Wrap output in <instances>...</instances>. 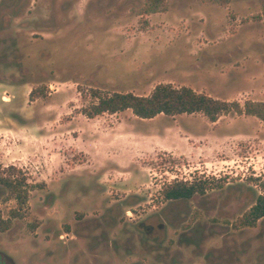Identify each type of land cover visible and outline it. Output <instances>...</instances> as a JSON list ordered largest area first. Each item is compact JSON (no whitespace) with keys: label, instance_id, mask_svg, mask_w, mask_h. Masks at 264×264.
<instances>
[{"label":"rangeland","instance_id":"rangeland-1","mask_svg":"<svg viewBox=\"0 0 264 264\" xmlns=\"http://www.w3.org/2000/svg\"><path fill=\"white\" fill-rule=\"evenodd\" d=\"M161 84L264 103V0H0V165L44 186L24 209L0 186L23 215L0 264H264V218L233 228L264 194V121L82 113Z\"/></svg>","mask_w":264,"mask_h":264},{"label":"trees","instance_id":"trees-1","mask_svg":"<svg viewBox=\"0 0 264 264\" xmlns=\"http://www.w3.org/2000/svg\"><path fill=\"white\" fill-rule=\"evenodd\" d=\"M35 96V91L31 97ZM93 97L97 100L82 113L89 119H94L104 114H119L126 111L142 120H151L160 115L176 117L181 115L203 114L212 123L230 113L239 116H250L264 121V103L247 101L243 106L239 102H226L214 99L210 96L197 93L191 88H174L170 84L158 85L150 96H137L132 93L101 96L98 91H93ZM0 186L6 191L4 203L16 201L20 209H24L32 196L38 190L43 189V184H30L28 178L15 166L7 168L0 165ZM220 185V189H223ZM264 192V183L261 184ZM213 190L210 182L198 179L194 182L176 181L165 186L161 195L165 202L191 200L196 196H205ZM23 218L18 212H12L9 219H5L0 208V233L9 231L14 219ZM264 218V194L259 196L257 203L233 224L235 230L255 228L258 222Z\"/></svg>","mask_w":264,"mask_h":264},{"label":"flooded vegetation","instance_id":"flooded-vegetation-1","mask_svg":"<svg viewBox=\"0 0 264 264\" xmlns=\"http://www.w3.org/2000/svg\"><path fill=\"white\" fill-rule=\"evenodd\" d=\"M161 217H162V216H161ZM143 225H146V223H142L140 226L142 227ZM163 226H165V224L162 225V227H163ZM110 247H112L111 244H110ZM0 255H1V254H0ZM90 263H91V261H90ZM2 264H3V263H2Z\"/></svg>","mask_w":264,"mask_h":264},{"label":"bare ground","instance_id":"bare-ground-1","mask_svg":"<svg viewBox=\"0 0 264 264\" xmlns=\"http://www.w3.org/2000/svg\"><path fill=\"white\" fill-rule=\"evenodd\" d=\"M5 99V98H4ZM5 101H8V100H5Z\"/></svg>","mask_w":264,"mask_h":264}]
</instances>
